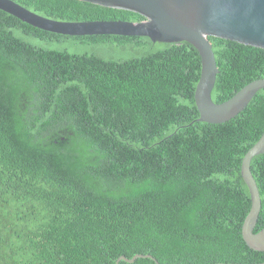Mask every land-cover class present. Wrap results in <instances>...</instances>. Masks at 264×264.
I'll return each mask as SVG.
<instances>
[{
    "label": "trees",
    "instance_id": "1",
    "mask_svg": "<svg viewBox=\"0 0 264 264\" xmlns=\"http://www.w3.org/2000/svg\"><path fill=\"white\" fill-rule=\"evenodd\" d=\"M13 1L60 22L143 19L79 0ZM209 40L216 104L264 79V49ZM201 69L186 42L65 36L0 10V264H116L137 254L160 264L264 263L243 239L251 197L241 174L264 133V89L234 119L199 122ZM251 170L258 233L264 154Z\"/></svg>",
    "mask_w": 264,
    "mask_h": 264
},
{
    "label": "water",
    "instance_id": "2",
    "mask_svg": "<svg viewBox=\"0 0 264 264\" xmlns=\"http://www.w3.org/2000/svg\"><path fill=\"white\" fill-rule=\"evenodd\" d=\"M112 9L130 11L143 17L132 21L60 22L37 15L13 0H0V10L35 28L65 36L115 35L147 37L154 44H191L200 53L201 75L195 90L199 122L226 123L242 113L257 93L264 89V79L255 80L231 99L216 104L212 93L219 69L209 37L234 41L264 49V0H79ZM264 154V133L248 151L242 162V177L248 186L251 209L242 226V235L249 248L264 253V229L255 233L262 209L261 194L251 170L252 160ZM152 259L137 254L121 261ZM264 264V263H260Z\"/></svg>",
    "mask_w": 264,
    "mask_h": 264
},
{
    "label": "rangeland",
    "instance_id": "3",
    "mask_svg": "<svg viewBox=\"0 0 264 264\" xmlns=\"http://www.w3.org/2000/svg\"><path fill=\"white\" fill-rule=\"evenodd\" d=\"M98 52L106 57L109 58H120V57H128L127 53H123L120 50H114L111 51L110 49L106 50V49H100L98 50Z\"/></svg>",
    "mask_w": 264,
    "mask_h": 264
}]
</instances>
